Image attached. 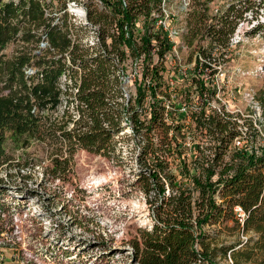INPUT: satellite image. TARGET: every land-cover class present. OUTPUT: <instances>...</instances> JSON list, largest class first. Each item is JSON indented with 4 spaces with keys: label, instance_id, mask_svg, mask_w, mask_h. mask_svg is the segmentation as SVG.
I'll list each match as a JSON object with an SVG mask.
<instances>
[{
    "label": "trees",
    "instance_id": "16d2710c",
    "mask_svg": "<svg viewBox=\"0 0 264 264\" xmlns=\"http://www.w3.org/2000/svg\"><path fill=\"white\" fill-rule=\"evenodd\" d=\"M99 1L104 10L89 8L87 15L90 25H100V40L88 46L77 34L75 41L70 37V30L88 26L71 25L66 12L55 25L47 0H0V197L36 198L31 186L36 167L43 166L44 179L66 183L80 150L120 157L118 138L130 125L140 139L138 164L145 166L139 182L153 210L152 227L133 244L136 264H216L229 254L234 264H264V144L256 146L259 131L245 120L243 134L239 115L214 108L218 87L200 77H186L185 97L190 102V93L197 94V110L174 113L158 99L167 88L163 73L174 49L153 16L162 13L164 0ZM213 1L192 0L193 11L187 12L186 42L198 52L195 70L200 72L210 69L217 55L228 54L247 15L257 18L264 12V0H239L211 14ZM254 33L264 38V24ZM42 40L49 47L40 51ZM11 43L19 45L7 54ZM130 60H141L142 72L135 80L136 95L128 98L122 77ZM30 69L35 72L28 74ZM254 100L264 131V88ZM146 104L149 115L142 119ZM237 138L244 145L232 149ZM8 143L20 152L17 156ZM34 146L47 156L30 153ZM237 206L246 213L244 223L236 216ZM11 208L0 200V219ZM213 226L237 233L239 239L230 245L219 242L218 234L208 230ZM241 234L247 239L241 240Z\"/></svg>",
    "mask_w": 264,
    "mask_h": 264
},
{
    "label": "rangeland",
    "instance_id": "374dc122",
    "mask_svg": "<svg viewBox=\"0 0 264 264\" xmlns=\"http://www.w3.org/2000/svg\"><path fill=\"white\" fill-rule=\"evenodd\" d=\"M53 1L51 4L52 0H47L48 15L62 23L66 12L69 23L79 27L88 20L84 12L87 13L89 8L99 12L104 10L99 0ZM74 1L76 7L71 4ZM232 1L239 0H214L209 5L210 13L215 14ZM64 5L66 11H61ZM77 10L80 14L75 13ZM165 10L177 17L172 26L186 25L187 12L193 11L192 0H166ZM246 19L240 22L231 38L228 54L217 55V62L212 60L210 69L205 72L195 70L198 52L187 45L186 35L190 29L187 23V31L176 40L166 61L163 80L167 88L158 99L165 101L174 113L178 109L183 113L195 111L201 100L193 91L190 102L186 99V77L203 78L218 87V95L211 101L214 108H225L226 112L239 115L244 132L245 120L252 121V126L259 131L256 146L260 149L264 144V131L260 124L261 109L254 96L264 88V38L254 30L259 23L264 24V12L257 18L249 14ZM141 25L138 22V26ZM73 31L87 39L92 36L93 27ZM17 44H9L5 53L11 54ZM32 47L35 54L40 55L39 50ZM214 70L217 73L211 76ZM141 72V60H130L126 74L129 97L136 95L135 80L141 77ZM148 115L146 104L142 119ZM124 126L126 129L118 138L121 158H106L80 150L74 157V175L66 183L44 179L43 166L36 167L33 170L36 183L31 185L38 193L36 198L19 200L14 194L0 197L12 206L0 219V231H3L0 232V264H136L133 244L143 230L152 227L153 210L138 177L139 172L145 170V166L138 164L140 139L134 136L130 125ZM7 148L14 156L20 153L12 151L11 143ZM37 151L36 146L29 150L36 157L47 156ZM231 152L227 153L226 159ZM47 164L46 161L44 165ZM172 170L177 172L178 167L174 164ZM216 198L219 200V196ZM227 225L233 227L234 222L229 221ZM221 229L220 226L208 227L210 233L218 234L219 242L226 245L239 239L237 233L233 235ZM245 238L240 235L241 240ZM216 264H230L229 258L218 257Z\"/></svg>",
    "mask_w": 264,
    "mask_h": 264
},
{
    "label": "built area",
    "instance_id": "2783aa9c",
    "mask_svg": "<svg viewBox=\"0 0 264 264\" xmlns=\"http://www.w3.org/2000/svg\"><path fill=\"white\" fill-rule=\"evenodd\" d=\"M71 4L73 5V7L77 6V3L75 1L72 2ZM165 6H166V0L163 1V12H164V14H161V15L154 14L153 16L157 19V22H156L157 28L162 27L168 33V37H169L170 41L174 44V47H175L176 40L183 33H185L187 31V29H188L186 27L187 23L185 21L186 25L182 24V25H179V26H172L173 22L176 21L177 17L174 16V15L172 16L169 13H167V11L165 10ZM75 13H78V10ZM78 14H80V13H78ZM84 17L87 18V13L86 12H84ZM178 19H179V17H178ZM59 23H60L59 20L54 22L55 25L59 24ZM177 23H179V22H177ZM84 26L93 27V32H92V36L90 38L82 39L83 43H85L88 46H96L99 43V40H100L99 39L100 25H90L88 20L86 19V23H84ZM70 31H71L70 37L73 39V41H75L76 40V35H75L73 29L70 30ZM48 47H49V43L46 40H42V42L40 43V51L45 50ZM34 72L35 71L33 69H30V70L27 71L28 74H33ZM63 79L65 80V77ZM122 79L124 80L125 83L127 82V77H122ZM126 97L129 98L127 92H126ZM238 122H239L240 125H243V123L240 120ZM241 130H242V128H241ZM242 133L244 134L243 130H242ZM185 145L188 146V147L190 146L189 144H185ZM243 145H244V141L241 138H237L235 140L234 144H233V147L240 149V148L243 147ZM235 213H236V216H237L238 220L241 223H244V221L246 219V213L244 212V210L240 206H237V207H235ZM246 239L247 238H245V240ZM195 247H196L197 250L200 249L198 244H196ZM228 258H229L230 264H234L230 254L228 255Z\"/></svg>",
    "mask_w": 264,
    "mask_h": 264
}]
</instances>
